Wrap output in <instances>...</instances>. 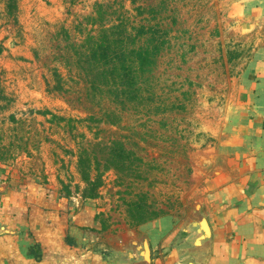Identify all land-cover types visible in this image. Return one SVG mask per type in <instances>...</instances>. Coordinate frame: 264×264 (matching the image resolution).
<instances>
[{
	"label": "rangeland",
	"instance_id": "rangeland-1",
	"mask_svg": "<svg viewBox=\"0 0 264 264\" xmlns=\"http://www.w3.org/2000/svg\"><path fill=\"white\" fill-rule=\"evenodd\" d=\"M95 2L108 3L111 16L133 33L145 25L164 39L154 63L141 75V103L120 109L109 98L93 97L77 69L64 65L69 52L61 28L79 41L78 21L92 12ZM227 2L16 0L7 12L0 0L1 179H33L51 169L61 176L56 177L61 187L66 183L81 193L84 183L76 166L80 149L118 138L140 157L136 165L141 175L102 171L95 203L106 228L134 227V201L146 216L168 211L182 219L193 214L205 202L199 157L211 140L199 129L197 113L210 98L222 96L239 55L249 49L220 40ZM55 72L66 91L52 88ZM110 109L120 115L114 124L105 120ZM95 151L103 154L101 147Z\"/></svg>",
	"mask_w": 264,
	"mask_h": 264
},
{
	"label": "crops",
	"instance_id": "crops-1",
	"mask_svg": "<svg viewBox=\"0 0 264 264\" xmlns=\"http://www.w3.org/2000/svg\"><path fill=\"white\" fill-rule=\"evenodd\" d=\"M221 23L222 44L249 49L197 113L211 138L199 157L205 202L111 230L98 197L66 194L51 169L0 177V264H264V0H228Z\"/></svg>",
	"mask_w": 264,
	"mask_h": 264
},
{
	"label": "trees",
	"instance_id": "trees-1",
	"mask_svg": "<svg viewBox=\"0 0 264 264\" xmlns=\"http://www.w3.org/2000/svg\"><path fill=\"white\" fill-rule=\"evenodd\" d=\"M4 3L9 12L15 7L16 0H4ZM93 5L92 12L78 21L76 26V32L81 36L79 41L70 39L68 31L61 28L63 39L66 40L64 48L69 52L63 57L64 65H73L77 69V74L86 83L88 94L93 97L109 98L120 109L131 102L141 103L145 96L141 75L154 63L164 39H160L157 29H146L145 25L136 27L134 33L128 30L122 19L111 16L114 11H109L108 3L95 2ZM83 21L85 25L82 26ZM88 24L90 27H87ZM55 75L56 85L52 88L66 91L61 85L59 73L55 72ZM105 116L110 124L120 118L115 109L105 111ZM99 144L94 143L92 148L82 147L78 153L76 166L80 180L84 183L81 189L84 198L99 195L103 170L113 169L120 176L141 175L136 165L140 157L126 148L122 140L113 138L106 145ZM97 146L103 149L100 156L96 155ZM62 188L66 194L69 193L68 184L63 183ZM134 204L138 209L130 223L132 225L159 215L153 212L146 216L142 214L140 205L135 201Z\"/></svg>",
	"mask_w": 264,
	"mask_h": 264
},
{
	"label": "water",
	"instance_id": "water-1",
	"mask_svg": "<svg viewBox=\"0 0 264 264\" xmlns=\"http://www.w3.org/2000/svg\"><path fill=\"white\" fill-rule=\"evenodd\" d=\"M200 224H201L203 230H206V228H207V224H206L204 218H202V219L200 220Z\"/></svg>",
	"mask_w": 264,
	"mask_h": 264
}]
</instances>
